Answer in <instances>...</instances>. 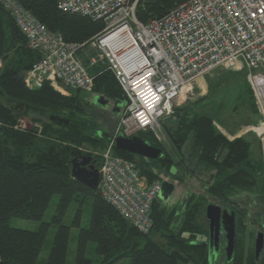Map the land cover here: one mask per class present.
I'll list each match as a JSON object with an SVG mask.
<instances>
[{
    "label": "trees",
    "instance_id": "trees-1",
    "mask_svg": "<svg viewBox=\"0 0 264 264\" xmlns=\"http://www.w3.org/2000/svg\"><path fill=\"white\" fill-rule=\"evenodd\" d=\"M17 1L51 31L59 32L67 42L84 43L104 26L102 21L60 11L58 0ZM187 1L138 0L135 14L139 21L146 22ZM39 58L38 53L27 48L23 35L0 4V60L7 61L0 68V261L37 264L50 224L56 223L58 228L45 264H65L70 227L63 219L69 207L76 203L73 224L79 227L83 206L87 203L91 208L89 226L79 227L74 264H93L85 253L90 242L95 244V252L101 257L100 264H115L124 258H129L130 264H212L208 260V249L192 243L207 233L200 222L209 203L205 196L191 194L178 216L177 210L167 213L165 208L158 209L159 198L153 202L151 231L168 229L169 250L155 242L150 234L139 233L125 221L104 201L98 189L93 190L72 176L70 160L80 154L75 146L92 141L84 134L86 125L70 120L67 126L58 127L47 120L43 123L44 134L41 136L29 127H15L18 117L32 120V116L44 115L47 111H63L70 117L81 109L78 91L65 96L47 83L36 90L26 87L24 75ZM90 68L95 75L93 93L98 91L107 100L108 105L103 108L109 107V99L117 104L113 108L117 116L114 127L119 116V110L115 109H119V104L125 100L123 90L110 70L98 65ZM82 101L90 103L86 97ZM11 102L24 103L27 108L21 113L11 106ZM176 117L175 129L170 132L175 150L181 153L183 145L190 140L188 154L181 160L186 175L197 177L194 172L200 166L214 171L205 182L206 194L236 211L235 253L228 264H264V251L255 258L253 248L245 250L244 218L252 217L251 211H258L254 210V205L244 207L245 202L240 199L246 193L264 197L262 158L252 156L251 142L244 137L229 140L220 133L208 113L183 112ZM137 136L149 145L163 149L149 131L139 132ZM114 152L126 160L141 159L138 169L148 182L158 177L154 172L158 166L170 172L174 167L166 153L150 160L119 150L115 145ZM190 164L195 165L193 170ZM177 174L178 171L173 175L177 177ZM54 195L59 196L56 213L51 222H44L43 216ZM13 217L39 221V228L12 227L9 220ZM259 224L264 228L261 222Z\"/></svg>",
    "mask_w": 264,
    "mask_h": 264
},
{
    "label": "built area",
    "instance_id": "built-area-1",
    "mask_svg": "<svg viewBox=\"0 0 264 264\" xmlns=\"http://www.w3.org/2000/svg\"><path fill=\"white\" fill-rule=\"evenodd\" d=\"M138 0H58L62 12L102 21V30L84 43L64 40L17 0H0L40 58L24 75L28 89L45 83L63 95L85 93L93 103L96 64L81 52L95 50L123 90L113 139L142 131L158 135L175 108L188 101L199 78L217 67L245 70L259 122L251 129L264 144V0H188L158 18L137 19ZM40 130H38V133ZM98 192L139 233L153 228L152 204L162 180L147 183L136 165L105 155ZM145 180V182H144Z\"/></svg>",
    "mask_w": 264,
    "mask_h": 264
},
{
    "label": "rangeland",
    "instance_id": "rangeland-1",
    "mask_svg": "<svg viewBox=\"0 0 264 264\" xmlns=\"http://www.w3.org/2000/svg\"><path fill=\"white\" fill-rule=\"evenodd\" d=\"M81 56L85 65L88 64V59L93 57L96 60V65L94 66L98 65V67L107 69L105 63L99 58V55L95 50L86 48L81 52ZM6 62L7 61L0 60V68H3ZM96 94L100 95L101 93L97 91ZM78 96L80 97L81 101V109H79V111H76L74 115L76 117H69V114L63 111H47L44 115L37 114L32 116V120H30V117H18L15 122V127L22 129L29 127L32 130H37V132L38 130H40L39 132L41 136L42 134H44L42 133L43 123L47 122L48 117L51 114L58 115L62 118H67L69 121L77 120L81 124L87 126V130H85L84 134L92 138L91 142H84L80 145L75 146L80 153L78 156H90L92 158V162L97 168L103 162L105 155L116 156L114 152V143L112 142V125L117 118L113 111V108H115L117 104L116 102H113L114 100L109 99V107L100 108L99 106H95L92 102L88 104L84 103L82 101V98L86 97L85 93H79ZM183 112H187L189 114H199L202 112L208 113L214 118L215 127L229 140H233L234 138L241 136L249 140L251 142L252 156L254 155L255 159L261 157L264 167V144H262L255 131L251 129L259 122V116L254 106L253 95L247 79V72L245 70H229L217 67L205 74L203 78H199L189 100L177 106L174 112L162 123L161 130L160 132H158V135L162 138V141H158L156 134L149 131V133L152 134L155 140L163 147V149L161 148L163 150V153H166V155L172 160L174 167L171 169V172L174 173L177 170V177H175L169 171V169L160 168L159 166L158 170H154L158 177L153 181L148 182V180L143 176L147 183H152L156 180H166L174 184V192L172 193L168 201H155L157 204V208H165L167 213L170 211L175 212L177 210L178 216L186 199H188L191 194H194L195 197L199 195L205 196L207 198V202L219 205L224 209H230L229 204H221L218 200L209 196L205 192V182L211 177V174L214 173V171L204 170V168L200 166L194 172L197 177L186 175V172L184 171L183 165L185 164L183 163V161L181 162V160L186 158V155L188 154L190 140L186 141V143L183 145L182 152L179 153L174 148L170 134V132L175 129L177 114L180 115ZM98 132L108 133L111 139H102L100 136H98ZM127 161L133 162L137 168H139L138 166L141 163V159H139L138 157H135L133 161ZM185 163L189 164L188 161H186ZM189 167L191 170H193L192 168L195 167V165L190 164ZM240 197V199L245 202L243 203V206L246 208H249L248 205H257L258 207V205L264 204V202L257 200L256 197L252 194L246 193L242 194ZM240 199L235 200L239 201ZM58 201L59 196L54 195L43 216L42 221L51 222L52 217L56 213ZM76 206L77 204L73 203L69 207L63 219V223L70 227V236L65 264L75 263L78 240L77 238L80 229L79 227L87 228L90 221L91 208L89 205H87V203H85L80 219V226L77 227L73 224L75 213L77 210ZM251 214L252 217L247 216L244 218L246 230L245 250L253 248L254 251V240L256 232L261 230L259 224V222H261V218L253 211H251ZM175 220H177V218H175ZM9 222L12 227L27 230H37L40 225L39 221L16 217L10 218ZM200 222L204 225V228L207 229V222L205 221L204 213L200 218ZM57 228L58 225L56 223L50 224L45 242L38 257L37 264H45V262L47 261ZM149 234L155 242L163 245L170 250L167 240V237L169 236L168 229L160 230L159 228H155ZM224 244H226V240L220 237V247L222 251L220 250V256L217 260H212V264H228L226 262L222 247V245ZM85 253L86 256L91 259L93 264L101 263V257L95 252L94 243H88ZM130 263L131 260L129 258H124L115 264Z\"/></svg>",
    "mask_w": 264,
    "mask_h": 264
},
{
    "label": "water",
    "instance_id": "water-1",
    "mask_svg": "<svg viewBox=\"0 0 264 264\" xmlns=\"http://www.w3.org/2000/svg\"><path fill=\"white\" fill-rule=\"evenodd\" d=\"M10 104L15 110H18L21 113H23L27 108L26 104L20 102H11ZM93 104L95 106H99L100 108L108 105L107 100L102 95L98 94L94 96ZM115 111H118V108H116ZM48 120L58 127H65L69 123L67 118H62L54 114L49 115ZM98 136L105 139L110 138V135L106 132H98ZM113 141L117 149L145 159L155 160L163 155V150L161 148L149 145L137 135L125 137L122 134H118L116 137H114ZM70 164L71 174L74 178L93 190L97 189L99 182V170L95 167L90 156H76L70 160ZM176 173L177 171H175L173 174ZM174 189L175 186L173 183L163 180L158 198L163 202L168 201L174 192ZM205 218L208 222L209 229L208 241L206 242V237L202 235L197 238V241L192 243L207 246L208 260L209 263H212V260H216L219 255L221 229L222 233L225 234L226 240V247L224 249L226 262H231L235 253V212L232 211L229 213L226 209L222 210L219 205L208 203L205 207ZM185 236L187 237V235ZM263 251L264 233L259 231L257 232L254 241L255 258H258ZM0 264L5 263L0 261Z\"/></svg>",
    "mask_w": 264,
    "mask_h": 264
},
{
    "label": "flooded vegetation",
    "instance_id": "flooded-vegetation-1",
    "mask_svg": "<svg viewBox=\"0 0 264 264\" xmlns=\"http://www.w3.org/2000/svg\"><path fill=\"white\" fill-rule=\"evenodd\" d=\"M222 210H224V208L222 209ZM227 210V212H232V211H235L234 209L232 210V209H226ZM236 211H235V217H236ZM237 218V217H236ZM261 228V230L260 231H262L263 233H264V228L261 226L260 227ZM235 232H236V223H235ZM257 232H259V231H257ZM257 232H256V234H257ZM185 236V235H184ZM204 236L206 237V242L208 241V238H209V229H208V222H207V233L206 234H204ZM236 236V235H235ZM186 237V236H185ZM220 237H222V238H224L225 239V234H223L222 233V230L220 229ZM255 238H256V236H255ZM255 241V240H254ZM206 248H207V246H205ZM222 247H223V251H224V249H225V247H226V244H224V245H222ZM208 249V248H207ZM221 250V247H220V242H219V255H218V257L220 256V252L222 251H220ZM224 256H225V251H224ZM218 257H217V259H218ZM225 258H226V256H225ZM216 259V260H217ZM215 261V260H214Z\"/></svg>",
    "mask_w": 264,
    "mask_h": 264
},
{
    "label": "crops",
    "instance_id": "crops-1",
    "mask_svg": "<svg viewBox=\"0 0 264 264\" xmlns=\"http://www.w3.org/2000/svg\"><path fill=\"white\" fill-rule=\"evenodd\" d=\"M144 182H145V180H144ZM256 199L264 202V197H257L256 196ZM258 204H260V203H258ZM253 208H254L255 211H258L259 212V213L257 212L256 214L261 218V223H262V225H264V204L258 205V207L256 205Z\"/></svg>",
    "mask_w": 264,
    "mask_h": 264
}]
</instances>
